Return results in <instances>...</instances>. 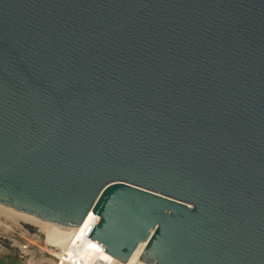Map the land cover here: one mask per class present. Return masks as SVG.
<instances>
[{
	"label": "water",
	"instance_id": "obj_1",
	"mask_svg": "<svg viewBox=\"0 0 264 264\" xmlns=\"http://www.w3.org/2000/svg\"><path fill=\"white\" fill-rule=\"evenodd\" d=\"M0 205L91 210L119 264H264V0H0Z\"/></svg>",
	"mask_w": 264,
	"mask_h": 264
},
{
	"label": "built area",
	"instance_id": "obj_2",
	"mask_svg": "<svg viewBox=\"0 0 264 264\" xmlns=\"http://www.w3.org/2000/svg\"><path fill=\"white\" fill-rule=\"evenodd\" d=\"M87 213L76 228L50 225L49 230H29L21 227V243L17 245L16 258L19 264H119L84 242V229L97 219ZM53 226V227H52ZM51 238L48 239L47 235ZM60 237V239H57ZM0 264H8L0 262ZM133 264H144L135 259Z\"/></svg>",
	"mask_w": 264,
	"mask_h": 264
},
{
	"label": "rangeland",
	"instance_id": "obj_3",
	"mask_svg": "<svg viewBox=\"0 0 264 264\" xmlns=\"http://www.w3.org/2000/svg\"><path fill=\"white\" fill-rule=\"evenodd\" d=\"M24 216L26 215L0 205V262L19 264L16 251L17 245L22 241L19 235L21 227L29 230L39 227L42 231L45 230L42 225L31 222Z\"/></svg>",
	"mask_w": 264,
	"mask_h": 264
},
{
	"label": "bare ground",
	"instance_id": "obj_4",
	"mask_svg": "<svg viewBox=\"0 0 264 264\" xmlns=\"http://www.w3.org/2000/svg\"><path fill=\"white\" fill-rule=\"evenodd\" d=\"M24 217H26L27 219H29V221H31V222L39 223L40 225H42L43 228H45V229H47V230H49V229L51 228V226H50L51 224H48V223H45V222H41V221L36 220V219H34V218H31V217H29V216H24ZM52 227H53V226H52ZM47 238L50 239L51 236L48 234V235H47ZM57 239H60V237H57Z\"/></svg>",
	"mask_w": 264,
	"mask_h": 264
}]
</instances>
